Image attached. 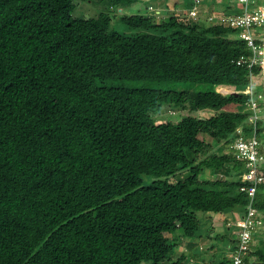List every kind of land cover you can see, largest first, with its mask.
Returning a JSON list of instances; mask_svg holds the SVG:
<instances>
[{
	"label": "trees",
	"instance_id": "16d2710c",
	"mask_svg": "<svg viewBox=\"0 0 264 264\" xmlns=\"http://www.w3.org/2000/svg\"><path fill=\"white\" fill-rule=\"evenodd\" d=\"M103 1L96 16L74 17V0H0V264H159L194 235L199 212H242L247 201L209 187H236L242 161L189 155L249 128L241 106L262 90V69L232 61L248 53L238 30ZM190 89L191 110L223 121L152 119ZM205 167L236 178L205 179ZM254 205L264 219V182ZM263 242L249 252L261 263ZM170 264L203 263L183 252Z\"/></svg>",
	"mask_w": 264,
	"mask_h": 264
},
{
	"label": "built area",
	"instance_id": "2783aa9c",
	"mask_svg": "<svg viewBox=\"0 0 264 264\" xmlns=\"http://www.w3.org/2000/svg\"><path fill=\"white\" fill-rule=\"evenodd\" d=\"M249 1L228 0L231 8H228L226 12L221 14L203 12L205 14L203 16L204 21L222 23L238 30V37L244 41L248 53L235 57L232 60L235 64L245 65L248 68L259 65L261 68L264 61V45L260 40L261 32L264 30V7L257 5L249 8ZM193 2L188 10V15L192 18L198 14L201 0H193ZM257 29L261 31L256 32ZM247 86L249 90H242V92L251 95L252 86L250 84ZM217 90L222 93L233 91L229 86L218 87ZM245 104L250 112L243 122L247 123L249 128L244 129L241 124H238L225 137L226 141L230 142V153L244 163V169L237 173L239 183L235 187V192L244 193L247 198L243 211L237 212L233 219L226 222L227 226L234 231L229 256L230 264H245L251 250L253 234L264 221L262 212L254 205L258 185L264 182V149L256 133L257 104L253 97Z\"/></svg>",
	"mask_w": 264,
	"mask_h": 264
},
{
	"label": "rangeland",
	"instance_id": "374dc122",
	"mask_svg": "<svg viewBox=\"0 0 264 264\" xmlns=\"http://www.w3.org/2000/svg\"><path fill=\"white\" fill-rule=\"evenodd\" d=\"M150 1V0H149ZM205 0H201L200 4H199V9H198V14L195 17H190V15H188V10L189 8L193 5H190L189 0H184L185 2V10L181 11V7L180 5L182 3H180V0H156L155 2L149 4L147 6L146 9H148V15H151L154 17V19L156 20V22H160L161 20H167V18L172 15L175 16V18L178 19H182L183 21L185 20L186 22H202L205 24H208L209 22L204 21L205 18L203 15H205L204 12L201 10L202 8V4ZM210 1V0H209ZM208 1V3H209ZM175 3L177 4V6L175 7ZM192 3L193 0H192ZM74 4L75 7L72 10V15L74 17H93L96 16L101 10L104 9L105 6V1L99 3H96L93 1L87 2L84 0H74ZM103 4V5H102ZM138 5L140 6V8H143L144 5L142 3H138ZM151 5V7H149ZM262 6L264 7V0H250L249 1V8L250 7H254V6ZM204 6V5H203ZM224 6V8H223ZM226 5L221 4V6L219 7V9H215L212 10L210 12H216L217 14H221L223 13V11L226 9ZM204 8V7H203ZM223 8V9H222ZM161 9V10H160ZM119 10V9H118ZM128 10V9H127ZM126 10V11H127ZM133 10V9H130ZM180 10V11H179ZM228 10V8L225 10V12ZM121 11V10H120ZM118 11V12H120ZM129 11V10H128ZM130 12V11H129ZM203 13V14H202ZM202 14V15H201ZM111 26L114 27L117 30H122L125 31V27L123 25H121L118 21L113 20L111 23ZM264 29V28H263ZM260 29H257L256 32H260ZM257 36L258 33H257ZM260 40L263 42V38H264V30L261 32V36H260ZM263 70L261 71V75L259 77V82H261L262 85V90L257 91V98H253L257 104V130L259 131V129L261 130L259 133L261 134V137L259 136V134H257L258 138H260V142H261V146L264 149V91H263ZM223 91V89H222ZM224 92V91H223ZM194 98V93L193 90L190 89L187 96H186V101L182 104V106H173L171 107L168 104L163 105L160 110L156 111V112H151L150 116L152 117V119L155 122H159V121H164V120H178V119H182L184 117H188V118H192V119H196V120H208L211 118L212 113H215L212 110H191V101ZM230 109L233 108V106L229 107ZM241 110H246L248 108V106L246 104L241 106ZM228 109V106L225 108ZM234 109V108H233ZM228 119V117L226 118ZM239 124H241L239 122ZM257 132V131H256ZM206 139L210 142L209 146H204L202 148V151L198 152L197 154L194 155V153L189 152V155L191 157V159L193 161H197L200 158L205 157L208 154H211L213 151L216 153H222V154H229L230 153V149H229V143L228 141H226V138L224 136V138H217V140L215 139H211V137H206ZM189 170L184 168V169H180L178 170L174 175H170L168 178H164V179H169V180H174L175 178H182L185 176L187 177V174H189ZM219 173H217L216 175H214L213 171L210 168H203L201 173H200V177H203L205 179H209V180H213V179H217V176L223 179H230V180H234L236 178L235 175L229 176V175H218ZM151 177H146V179H150ZM209 187H214V188H227L228 191L230 192V194H234V189L235 187H229V186H209ZM200 217H202L201 219V225L199 226V230L203 231V233L206 232L207 230V221H206V216L207 213L202 214L201 212H199L198 214ZM228 217H232L230 213H228L227 215ZM234 217H232L233 219ZM219 230V233L217 230H212L210 231V233L214 236H218V237H212L211 240L206 239V238H202L201 240H205V242L207 243H212V245H203L202 248L203 250H207L204 253V259L202 260L207 261L208 264H218L220 260H222L223 258H227V256L229 255V246L232 243V239L234 237V231L231 227H228L225 222H223L220 226H218L217 228ZM199 231V232H200ZM213 232L215 234H213ZM174 236V235H173ZM264 241V221L261 225H259L256 229V231L253 234V241H252V245L254 248L258 247L260 245V243H262ZM264 243V242H263ZM177 250L174 249L173 252H171L169 254V260L172 259L173 257H175L177 254H180V250L178 249V246H176ZM209 251V252H208ZM186 253V251H184ZM168 257L165 259V262L168 261ZM248 262L252 263L255 261L256 264H264L261 263L260 261H258L257 259H254V256H252L251 254L248 255ZM177 258V257H176ZM199 260V258L197 259V261ZM140 264H147L146 262H141Z\"/></svg>",
	"mask_w": 264,
	"mask_h": 264
},
{
	"label": "crops",
	"instance_id": "0c3cea01",
	"mask_svg": "<svg viewBox=\"0 0 264 264\" xmlns=\"http://www.w3.org/2000/svg\"><path fill=\"white\" fill-rule=\"evenodd\" d=\"M156 0H150V1H148V2H145L144 0H141V1H136L135 3H133L132 5H131V8L130 9H133V11H140V12H143V13H147L148 12V10L146 9L147 8V6L149 5V4H151V3H153V2H155ZM164 1V0H163ZM181 2L180 3H182L181 5H180V7L182 8L181 9V11H183V10H185L184 8H185V2H184V0H180ZM208 1L209 0H205L204 2H203V4H202V10L204 11V12H207L208 10H215V9H219V7L221 6V4H223V5H226V3H224V2H222L221 0H210L209 1V3H208ZM138 3L140 4V3H142L143 5H144V7L143 8H140V6L138 5ZM212 3V4H211ZM204 5V6H203ZM177 6V4L175 3V7ZM204 7V8H203ZM223 8H224V6H223ZM222 8V9H223ZM227 8H231L230 7V5L228 6V7H226V9ZM225 9V10H226ZM161 10V9H160ZM225 10L223 11V12H225ZM180 11V10H179ZM224 117L225 118H227V116L226 115H224ZM211 118L212 119H215V120H217V121H223V119L224 118H221V117H219L217 114H213L212 113V116H211ZM210 118V119H211ZM213 173H214V175H216V173L213 171ZM188 175V174H187ZM186 177V176H185ZM182 178H184V177H182ZM234 194H236V192H235V189H234ZM228 213H230L231 214V216L232 217H234V215L237 213L236 211H225V212H218V213H213L212 215H210V214H207L208 216H206L207 218H206V223H207V230H206V232L205 233H203V231H200L199 230V226L201 225V222L202 221H200V223H199V225H198V227H197V229L195 230V233H194V235L193 236H186V235H184V236H181L179 239H178V241H177V246H178V249L180 250V254L181 253H183L184 251H186V253L188 254V256H189V259H190V261L191 262H201V263H203V264H208V262L207 261H202L204 258V253L207 251V250H203V248H202V246L203 245H212V243H207V242H205V240H201L202 238H206V239H210L211 240V238L212 237H215L214 235H212L211 233H210V231H214V230H217L218 231V233H219V230L217 229L218 228V226H220L223 222H225V224H226V222L228 221V220H230V219H232V217L230 218V217H228L227 215H228ZM202 218V217H201ZM203 220V219H202ZM227 225V224H226ZM200 231V232H199ZM177 232L176 233H174L173 235L174 236H177ZM213 234H215L214 232H213ZM232 242H233V239H232ZM229 252L231 253V249H232V243H231V245L229 246ZM252 249H254V247H253V245H251V250ZM175 250H177V248H175ZM250 250V251H251ZM209 252V251H208ZM230 253H229V255L227 256V260H229V256H230ZM180 254H177L175 257H173L172 259H170L169 260V257H168V261H166L165 262V260H163L162 262H160L159 264H170L171 263V261H173L176 257H178ZM199 258V260L197 261V259ZM248 258L249 257H247V261H246V263H249L248 262ZM147 264H149V263H147ZM230 264V263H229Z\"/></svg>",
	"mask_w": 264,
	"mask_h": 264
},
{
	"label": "water",
	"instance_id": "95a60500",
	"mask_svg": "<svg viewBox=\"0 0 264 264\" xmlns=\"http://www.w3.org/2000/svg\"><path fill=\"white\" fill-rule=\"evenodd\" d=\"M263 45H264V38H263ZM261 69L263 70V77H264V61ZM263 91H264V80H263Z\"/></svg>",
	"mask_w": 264,
	"mask_h": 264
},
{
	"label": "bare ground",
	"instance_id": "6f19581e",
	"mask_svg": "<svg viewBox=\"0 0 264 264\" xmlns=\"http://www.w3.org/2000/svg\"><path fill=\"white\" fill-rule=\"evenodd\" d=\"M244 85V84H243ZM242 90H246V91H248L249 90V87L248 86H246L244 89H242Z\"/></svg>",
	"mask_w": 264,
	"mask_h": 264
}]
</instances>
